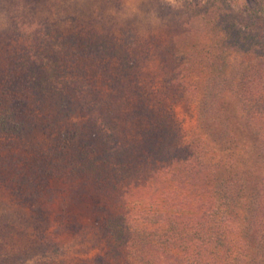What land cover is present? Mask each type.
I'll use <instances>...</instances> for the list:
<instances>
[{
  "label": "trees",
  "instance_id": "obj_1",
  "mask_svg": "<svg viewBox=\"0 0 264 264\" xmlns=\"http://www.w3.org/2000/svg\"><path fill=\"white\" fill-rule=\"evenodd\" d=\"M184 8L168 69L103 20L0 40V264H264V0ZM70 187L93 215L67 246Z\"/></svg>",
  "mask_w": 264,
  "mask_h": 264
},
{
  "label": "rangeland",
  "instance_id": "obj_2",
  "mask_svg": "<svg viewBox=\"0 0 264 264\" xmlns=\"http://www.w3.org/2000/svg\"><path fill=\"white\" fill-rule=\"evenodd\" d=\"M232 1L237 7L242 5V0ZM184 2L185 0H0V40L3 39L5 43L11 35V41H14L16 48L31 47L33 41L26 38L34 36L45 21L53 25L54 35H61L63 38L84 31V36L88 32L99 31L102 28L101 22L104 21L113 27L128 26L139 33L143 42L135 44L131 56L137 55L140 60L149 51V59H152L151 69H168L175 64L168 50L173 44L174 36L181 33L179 26L181 20H184L181 18L185 11ZM103 17L105 18L101 19ZM17 26L22 37L13 32L15 29L12 27ZM78 39L80 40V37ZM184 41L186 40L183 37L176 36V48L179 46V50H182L183 47L180 46H183ZM0 46L4 47L1 43ZM256 86L261 88V84L257 82L254 87L251 86L250 91ZM175 111L187 132L197 127V113L193 108L179 105ZM75 183L79 185L80 178ZM79 188L75 193L70 187L72 193L69 198L65 202L57 199L53 205L56 210L66 208L68 216L75 223V228L71 229L62 228L60 225L54 235L67 246L80 242V219L89 221L93 215L90 209L93 201L82 198ZM88 249V243L79 246L82 256L86 255Z\"/></svg>",
  "mask_w": 264,
  "mask_h": 264
}]
</instances>
